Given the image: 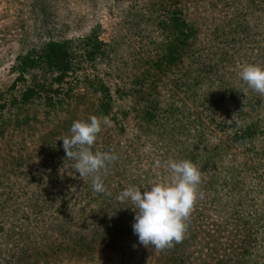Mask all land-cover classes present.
Segmentation results:
<instances>
[{
  "label": "rangeland",
  "instance_id": "374dc122",
  "mask_svg": "<svg viewBox=\"0 0 264 264\" xmlns=\"http://www.w3.org/2000/svg\"><path fill=\"white\" fill-rule=\"evenodd\" d=\"M53 41L68 72L15 80V58ZM247 64L264 68V0H0V264H264V97ZM31 80L39 98L8 106ZM92 115L112 121L92 151L119 157L104 193L60 140ZM168 160L202 176L185 238L156 250L116 198L167 182Z\"/></svg>",
  "mask_w": 264,
  "mask_h": 264
},
{
  "label": "clouds",
  "instance_id": "9594fccd",
  "mask_svg": "<svg viewBox=\"0 0 264 264\" xmlns=\"http://www.w3.org/2000/svg\"><path fill=\"white\" fill-rule=\"evenodd\" d=\"M239 67V79L248 89L264 97V68L253 64ZM111 124L108 116L92 115L88 121H73L70 134L60 139L66 158L75 161L76 173L82 180L91 177V187L96 193L106 192L101 171L119 159L112 149L92 151L102 125L111 127ZM156 164L161 166L160 161ZM163 167L170 173L167 182H154L143 194L140 189L144 186H128L116 198L120 203H131L135 213L132 230L139 243L145 247L154 246L156 250L171 248L185 238L186 221L197 199L202 176L190 160H168Z\"/></svg>",
  "mask_w": 264,
  "mask_h": 264
},
{
  "label": "trees",
  "instance_id": "16d2710c",
  "mask_svg": "<svg viewBox=\"0 0 264 264\" xmlns=\"http://www.w3.org/2000/svg\"><path fill=\"white\" fill-rule=\"evenodd\" d=\"M86 41L89 42V39ZM69 62L70 56L65 44L53 41L45 44L40 52H27L18 55L11 69L16 72L17 76L15 80H21L24 78V75L28 73L29 69L43 65L46 69L53 71L56 77H58L57 79H59L68 72ZM37 87L38 84L33 80H31V83L28 85L18 87V97H10L7 100V105L20 106L32 102L33 98H39L36 93ZM50 104H52V102H50L49 105ZM103 111L106 114L109 111L108 106L103 108Z\"/></svg>",
  "mask_w": 264,
  "mask_h": 264
}]
</instances>
